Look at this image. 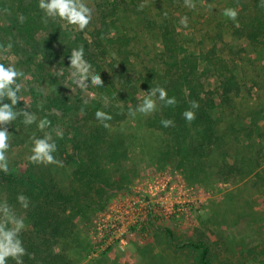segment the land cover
<instances>
[{
    "label": "trees",
    "instance_id": "1",
    "mask_svg": "<svg viewBox=\"0 0 264 264\" xmlns=\"http://www.w3.org/2000/svg\"><path fill=\"white\" fill-rule=\"evenodd\" d=\"M198 1L193 0L195 4ZM226 1L238 12L236 21H228L234 38L259 47L264 58V0ZM38 2L0 0V44H12L8 53L0 55V63L7 66L10 54L17 57V69L24 73L17 83L25 80L27 91L17 94L20 101L14 107L37 117L36 123L25 125L18 116L5 126L9 149L32 144L31 137L51 134L57 148L53 156L71 171L68 187L62 188L53 170L36 167L29 160L24 168L0 170V203L5 197L14 211L21 206L19 195L29 200L24 208L28 225L20 233L26 250L23 264H73L68 242L77 233L76 218L89 216L138 176L137 163L128 162L129 145L114 127L126 117L141 91L159 85L169 98L175 97V106L158 99L147 124L162 139L157 156L161 154L164 163L180 168L189 180L207 178L203 175L216 160L214 177L225 182L251 171L245 168L246 160L241 165L236 164V158L229 162L234 152L225 144L226 130L237 137L241 132L253 158H264V125L260 123L264 121V100L258 110L242 113L238 108L241 88L233 62L242 46L225 41L220 25L196 27L193 9L180 11L184 0H98L94 19L83 31L45 17ZM20 15L25 17L23 23ZM126 16L134 18L129 30H123L124 24L119 22ZM183 16L188 18L187 27L180 23ZM186 29L200 31V38L186 35ZM154 40L159 42V50L149 43ZM80 46L103 86H92L89 81L88 87L81 89L69 78L71 51ZM146 48L153 54L137 70L135 60ZM209 79L215 82L214 87L206 86ZM262 88L264 95V70ZM86 89L96 97H83ZM191 101L199 107L191 109L195 119L189 122L182 114ZM3 102L11 103L7 98ZM97 110L111 115L106 121L110 127H103L96 118ZM41 119L51 124L40 130L37 124ZM165 119L173 125L164 127L161 121ZM224 120L227 125L222 129ZM242 121L245 124L238 131L236 126ZM58 125L66 126L65 131L57 132ZM183 248L190 256L186 264H233L200 239L185 240ZM248 252L255 264H264V241L259 250L250 248ZM6 264L15 261L8 258Z\"/></svg>",
    "mask_w": 264,
    "mask_h": 264
},
{
    "label": "rangeland",
    "instance_id": "2",
    "mask_svg": "<svg viewBox=\"0 0 264 264\" xmlns=\"http://www.w3.org/2000/svg\"><path fill=\"white\" fill-rule=\"evenodd\" d=\"M98 0H85V3L92 9V19L96 14L95 4ZM195 3V2H194ZM196 9L192 10L193 19L196 27L203 28L202 24H209L208 28L220 25L223 28L222 33L225 41H233V45L242 46V51L235 55L233 67L237 73L240 84V95L237 98L238 108L244 113L246 111L258 110L259 102L264 100L262 88V73L264 70V58L262 50L254 46L245 39H235L232 34V27L229 20L223 15L228 6L226 0H199L196 3ZM154 9H157L154 8ZM189 8L181 5L180 11H186ZM133 17H120L123 30H129L133 26ZM118 22V23H119ZM201 23V24H200ZM220 23V24H218ZM200 29V28H196ZM186 35L199 39L200 31L186 29ZM188 33V34H187ZM86 37H89L86 34ZM153 48L160 49L157 40L150 41ZM148 43V44H149ZM191 44H195L191 41ZM190 44V45H191ZM143 53L135 60V69H140L142 63H146L152 51L143 49ZM147 52V53H146ZM10 64L17 68V57L14 54L8 56ZM21 93L27 91L26 81L22 80ZM207 87H214L215 82L209 79L206 82ZM46 93L49 88L46 87ZM145 91H141L136 103L130 104L134 110L136 106L142 103ZM83 97L91 99L96 97L93 92L86 89ZM158 104V98H157ZM157 109V108H156ZM155 112V111H154ZM152 112V113H154ZM144 115L136 113L133 117L127 110L126 117L114 127L119 130L125 143L129 145V160L139 166V174L134 178L126 188L113 194L105 204L95 207L93 213L87 217L76 218L77 233L73 240L68 242V253L73 259V264H186L190 256L183 248V242L188 239L203 240L209 244L212 250L224 260L233 264H255L256 260L249 255L248 250L255 248L259 250L264 241V158L256 161L252 154L249 143L239 132V137L231 130L225 131V144L234 154L229 158L231 163L234 158L238 165L242 160L246 169H251L247 174L236 175V179L223 181L216 179L217 164L209 166L206 169L208 174L203 176L207 178H197L189 180L180 168L174 164L164 163L161 154L157 156L162 148V139L157 130L147 124V118L152 114ZM219 112L217 111L216 114ZM264 125V121L260 122ZM242 121L237 124V130L244 125ZM227 125L224 120L221 128ZM66 126H57V132H64ZM240 131V130H238ZM32 144L23 146H11L6 152L9 167L24 168L28 157L32 154ZM253 147V145H251ZM256 147V145H254ZM253 147V149H254ZM50 168L56 174L59 185L67 188L70 183L71 168L68 165L58 166L56 164H36V167ZM149 173L160 174L169 173L174 177L183 178L188 184L194 185L196 190V205L194 208V217L183 220L180 223L171 220H159L153 223L149 235L144 241L136 239L126 251H108L89 258L86 251L90 247L91 227L93 219L103 212L108 203L120 194L129 192L134 186L141 183ZM5 197L2 198V202ZM17 217L23 218L25 227L28 225L25 209L22 206L14 210Z\"/></svg>",
    "mask_w": 264,
    "mask_h": 264
},
{
    "label": "clouds",
    "instance_id": "3",
    "mask_svg": "<svg viewBox=\"0 0 264 264\" xmlns=\"http://www.w3.org/2000/svg\"><path fill=\"white\" fill-rule=\"evenodd\" d=\"M185 7L194 9L196 4L193 0H184ZM143 4L139 6L143 8ZM264 7V3H262ZM38 8L44 13L45 17L58 19L65 22L67 25L75 26V28L83 31L92 19V9L87 6L85 0H39ZM223 15L228 19L236 21L238 12L234 8H225ZM19 22L23 23L25 17L20 15ZM47 23V19L44 20ZM181 25L187 27L188 18L183 16L180 19ZM12 48V44H0V55L8 53ZM69 78L79 88L85 89L88 87L90 81L92 86H103L101 77L91 71L92 66L84 59V47L74 48L70 54ZM24 76L22 71H19L14 64L5 66L0 63V170L8 171V159L6 152L9 149V132L6 125L15 120L18 116L23 117L25 125L36 123L37 117L24 109L16 110L14 107L20 101L17 95L21 91V84L17 83L18 78ZM157 97L168 106H175V97H168L165 88L157 85L150 88L149 92H145L142 103L138 104L133 110L129 108V115L135 116L136 113L148 115L154 112L157 108ZM11 103H4L5 99ZM198 102L191 101L190 108L185 110L182 114L189 122L195 119V112L191 109L198 108ZM83 111V109H81ZM96 118L102 123L103 127L108 128L110 125L106 121L112 119L111 115L97 110ZM172 120H162L161 124L164 127L173 125ZM51 124L47 119H41L37 124L40 130ZM32 148L31 155L28 157L29 161L35 164H56L62 166V161L57 160L53 153L57 150L56 144L52 141L51 134H45L43 138L31 137ZM18 202L23 208L28 207L29 200L23 194L17 197ZM25 224L23 218L15 215L11 206L4 201L0 203V264H6L8 258H12L15 264H23L22 257L26 254L23 247L20 233L24 229Z\"/></svg>",
    "mask_w": 264,
    "mask_h": 264
},
{
    "label": "built area",
    "instance_id": "4",
    "mask_svg": "<svg viewBox=\"0 0 264 264\" xmlns=\"http://www.w3.org/2000/svg\"><path fill=\"white\" fill-rule=\"evenodd\" d=\"M196 190L181 177L169 173L148 176L111 200L106 209L93 219L89 258L103 252L126 251L136 239L144 241L153 223L174 219H192Z\"/></svg>",
    "mask_w": 264,
    "mask_h": 264
}]
</instances>
